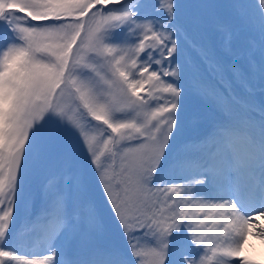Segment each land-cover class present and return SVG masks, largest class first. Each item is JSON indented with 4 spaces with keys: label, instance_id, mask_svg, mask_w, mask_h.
<instances>
[{
    "label": "snow or ice",
    "instance_id": "1",
    "mask_svg": "<svg viewBox=\"0 0 264 264\" xmlns=\"http://www.w3.org/2000/svg\"><path fill=\"white\" fill-rule=\"evenodd\" d=\"M264 0H0V264H264Z\"/></svg>",
    "mask_w": 264,
    "mask_h": 264
},
{
    "label": "rangeland",
    "instance_id": "2",
    "mask_svg": "<svg viewBox=\"0 0 264 264\" xmlns=\"http://www.w3.org/2000/svg\"><path fill=\"white\" fill-rule=\"evenodd\" d=\"M246 249L250 255H259L261 251H264V238L250 236Z\"/></svg>",
    "mask_w": 264,
    "mask_h": 264
}]
</instances>
